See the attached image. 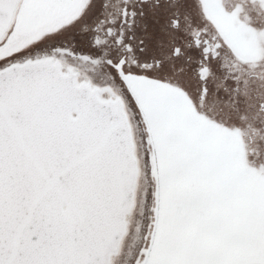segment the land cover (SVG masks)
<instances>
[{"label": "snow or ice", "instance_id": "obj_1", "mask_svg": "<svg viewBox=\"0 0 264 264\" xmlns=\"http://www.w3.org/2000/svg\"><path fill=\"white\" fill-rule=\"evenodd\" d=\"M0 264H264V0H0Z\"/></svg>", "mask_w": 264, "mask_h": 264}]
</instances>
